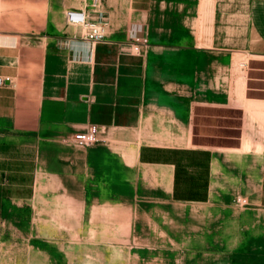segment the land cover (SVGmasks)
I'll list each match as a JSON object with an SVG mask.
<instances>
[{
  "label": "crops",
  "instance_id": "obj_1",
  "mask_svg": "<svg viewBox=\"0 0 264 264\" xmlns=\"http://www.w3.org/2000/svg\"><path fill=\"white\" fill-rule=\"evenodd\" d=\"M62 1L59 11L60 16L65 12V19L67 11L93 2L82 8L73 0ZM10 2L0 3V231L11 205L35 197L40 174L73 169L77 158L67 145L92 125L107 133L129 134L134 160L154 168L168 197L177 203H210L223 185L218 167L224 160H242L244 148L251 150L247 154H255L253 148L264 152V0L250 1L249 26L259 44L247 50L241 101H197L189 108L185 98L211 96L202 84L203 46L149 39L142 53L131 50L132 36L159 25L152 0L130 1L136 22L132 36H126L128 15L117 9L121 15L114 27L119 33L97 44L65 34L44 48L38 71L23 44L27 42L19 39L29 38L34 24L23 11L28 27L20 36H11L9 17L20 13L9 11ZM232 61L228 55L220 58L227 69ZM170 96L179 100L165 99ZM262 168L257 166L250 187L255 208H264Z\"/></svg>",
  "mask_w": 264,
  "mask_h": 264
},
{
  "label": "rangeland",
  "instance_id": "obj_2",
  "mask_svg": "<svg viewBox=\"0 0 264 264\" xmlns=\"http://www.w3.org/2000/svg\"><path fill=\"white\" fill-rule=\"evenodd\" d=\"M130 1L106 0L92 19L107 25V36H113L119 33L114 26L121 15L114 11L123 10L131 23L126 36H132L136 22ZM152 1L159 25L138 36L162 44L203 46L202 84L211 96L187 97L186 107L197 101L240 102L241 65L247 62L249 47L259 44L249 26L251 0ZM61 2L9 4L10 12L20 13L9 17L11 36L28 27L23 11L34 24L29 38H18L27 42L23 44L37 71L49 44L65 34L84 38L87 32L66 23ZM89 2L73 0V5L83 8ZM225 55L233 59L228 69L220 64ZM36 129L32 123L31 130ZM67 146L77 158L73 169L40 174L35 197L7 210L0 264H264V208L253 206L250 189L257 166L264 172V152L253 148L255 154H247L251 150L244 148L242 160H224L218 167L223 173L220 193L207 204H186L168 197L154 168L134 160L129 134L101 130L97 145L79 147L72 140Z\"/></svg>",
  "mask_w": 264,
  "mask_h": 264
},
{
  "label": "built area",
  "instance_id": "obj_3",
  "mask_svg": "<svg viewBox=\"0 0 264 264\" xmlns=\"http://www.w3.org/2000/svg\"><path fill=\"white\" fill-rule=\"evenodd\" d=\"M102 0H93L91 7H86L82 10H69L66 12V21L69 25L82 26L86 29L84 40L91 43L97 44L107 40V34L105 25L98 23L91 18V10H96L101 6ZM95 13V12H94ZM131 50L135 54H140L143 49L149 45V39L142 36H132L131 38ZM4 84V80L0 78V85ZM100 128L97 126H89L85 131L77 133L73 137V141L79 147L94 146L100 142ZM239 203H247L246 200L238 199Z\"/></svg>",
  "mask_w": 264,
  "mask_h": 264
},
{
  "label": "bare ground",
  "instance_id": "obj_4",
  "mask_svg": "<svg viewBox=\"0 0 264 264\" xmlns=\"http://www.w3.org/2000/svg\"><path fill=\"white\" fill-rule=\"evenodd\" d=\"M73 26V25H72ZM75 26V25H74ZM75 27H81L82 28V26H75ZM244 67H245V63H243L242 65H241V68H243L244 69Z\"/></svg>",
  "mask_w": 264,
  "mask_h": 264
}]
</instances>
